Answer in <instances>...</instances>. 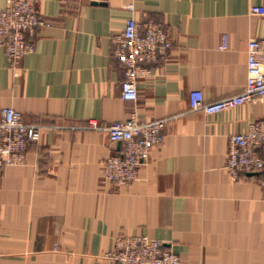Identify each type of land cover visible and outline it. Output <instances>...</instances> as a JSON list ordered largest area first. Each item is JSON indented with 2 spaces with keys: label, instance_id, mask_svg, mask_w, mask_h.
Segmentation results:
<instances>
[{
  "label": "crops",
  "instance_id": "crops-1",
  "mask_svg": "<svg viewBox=\"0 0 264 264\" xmlns=\"http://www.w3.org/2000/svg\"><path fill=\"white\" fill-rule=\"evenodd\" d=\"M34 1L51 25L33 52L14 70L0 47V111L43 127L26 164L0 173V264H112L105 253L120 234L156 239L181 264H264L259 175L225 169L229 136L264 117V99L214 115L189 110L191 91L209 102L242 90L248 43L264 38L251 8L264 0ZM130 18L162 23L172 47L124 101L110 39ZM132 115L166 119L163 140L138 179L113 191L100 171L121 145L86 126Z\"/></svg>",
  "mask_w": 264,
  "mask_h": 264
},
{
  "label": "built area",
  "instance_id": "built-area-1",
  "mask_svg": "<svg viewBox=\"0 0 264 264\" xmlns=\"http://www.w3.org/2000/svg\"><path fill=\"white\" fill-rule=\"evenodd\" d=\"M129 9L134 10V7L130 5ZM251 13L264 20V5L252 7ZM50 25L38 12L34 0H5L0 10V47L11 69H17L21 59L33 52L37 31ZM110 40L113 55L123 67L121 98L135 101L137 80L150 74L146 65L165 59L171 50L169 32L162 23L148 20L141 25L130 18L124 29ZM226 47L227 37L223 35L220 49ZM257 99H264V38L248 43L247 78L239 93L208 102L201 91H191L189 110L214 115ZM165 123L166 119L140 121L134 115L108 125L89 121L86 129L104 131L112 143L121 145L119 153L103 161L101 183L113 191L134 183L141 166L150 160L152 149L162 142ZM42 128L28 123L23 114L12 107L1 109L0 173L7 167L26 164L27 149L41 140ZM225 169L234 178L258 173L259 184L264 189V117L250 122L244 132L229 136ZM105 257L112 264H181L179 255L144 235H117Z\"/></svg>",
  "mask_w": 264,
  "mask_h": 264
},
{
  "label": "water",
  "instance_id": "water-1",
  "mask_svg": "<svg viewBox=\"0 0 264 264\" xmlns=\"http://www.w3.org/2000/svg\"><path fill=\"white\" fill-rule=\"evenodd\" d=\"M250 175H258V173H250Z\"/></svg>",
  "mask_w": 264,
  "mask_h": 264
}]
</instances>
